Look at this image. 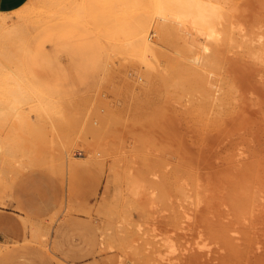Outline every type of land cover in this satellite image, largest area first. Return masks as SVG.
Returning <instances> with one entry per match:
<instances>
[{
    "label": "bare ground",
    "instance_id": "obj_1",
    "mask_svg": "<svg viewBox=\"0 0 264 264\" xmlns=\"http://www.w3.org/2000/svg\"><path fill=\"white\" fill-rule=\"evenodd\" d=\"M95 1L96 0H94V2ZM40 2L43 3L42 1ZM69 2L72 5L69 3L71 7L69 8V5L68 8L73 10L72 6L76 3H73L74 0H70ZM41 3L39 4L42 5ZM46 3L48 4L47 1ZM114 4L116 6L115 2ZM40 5L39 7H41ZM26 6L28 7V5ZM86 6L87 5H85V7ZM108 6L110 7V4ZM33 7H36L34 8V12H36L38 7L32 5V9ZM59 7L61 8L62 6ZM91 7H93V5ZM151 7L153 17L155 13L159 15L158 19L153 24L154 38L151 37V39L148 36V31L152 25V21H154L153 18H150L151 15L149 18H143L145 20V25L141 28L139 26L141 24H137L139 20L137 22L135 21L136 23L131 21L132 24L136 25H134L135 27L133 26L134 28L130 25L131 23H128L131 27L127 26V30L126 26H124V33L131 28L134 29V31L141 32L140 34L134 31L133 33L129 31L130 33L120 34L122 30L120 31L119 29L120 32H117L118 34H114V30L112 32L113 34H110L111 31L109 30L110 32L106 33L108 35L105 37L116 40V44L117 41L118 44L119 42L121 43L122 47L117 44L120 53L128 52L132 56L137 57L142 67L138 69V71H145L146 77H150L152 74L157 75L156 72H158L162 83L174 79V86L172 87H175V92L177 94L176 101L181 104V106L177 104L178 107H182L181 111H186L185 113H188V117L190 115L199 119L201 121L200 124L205 122V124L209 126L208 128L211 127V130L214 128L211 135L209 134V144L211 151L212 149L215 150L211 152V156L209 155V169L206 172L207 174H204V180L200 172L197 171L196 166L185 156V154H189L188 156L191 155L190 157H192L194 153H189L188 149L185 150L186 148L183 151L181 148H178L181 150H177L179 144L174 147L176 148L174 150H177L175 153V158L177 159L176 162H174V173H176L177 176L175 179H179V181L178 179L174 181L175 183L179 182L177 187L184 190L182 193L186 192L183 195L178 192V201H181V196H187V198L183 197V199L181 197L182 201L191 197V199L189 198L190 200H188L189 202L192 200V204L194 203V208L189 205L192 209L208 207L206 214L209 213V216L207 217L206 215L204 218L205 221L208 219L207 226L209 232L206 233L203 231L205 230L204 227L202 228L201 224L199 225L197 223L203 217L198 219V215L196 214L198 212L196 210L189 211L186 210V208H184L185 210L182 209V213H180L181 206H183V202H180L182 205L176 206L177 212L180 213V216L176 217L178 228L191 230L195 227L196 229L194 228V231L196 230V237L193 243L194 250L197 252H206L209 255L208 257L213 258L215 257L214 254L220 253L222 255V257L220 254L218 255L220 256V261L215 257L220 263L264 264V150L261 148L262 151L260 152V149H257L258 147L256 146L258 141L261 143V135L264 132L260 131V123L258 124V121L253 118L254 116H251L253 112H259L257 115H260V111L264 110V0H155L152 2ZM75 8H77V5ZM82 8H80V10L78 9L82 11L81 13H83V10H81ZM19 9H21V7H19ZM22 9L24 10L23 6ZM23 10L20 11L22 12ZM28 10L26 11L25 9L22 14L24 15L27 13L28 15L33 12L32 10ZM42 10L41 8V11L39 9L37 12L42 13ZM96 10L99 11V7H96ZM20 11H18V13ZM67 11L70 13L69 10ZM48 12L47 10V13ZM59 12H64L62 14L68 13L63 10ZM1 13L2 11L0 14ZM47 13L46 15L48 16L52 14L50 12V14ZM32 14L35 15L36 13ZM89 14L92 13L89 12ZM89 14L86 15L88 16ZM99 14L97 15L99 16ZM60 15L58 16L60 17ZM83 15L85 14L83 13ZM58 16L56 18H58ZM98 16H95L97 20ZM0 17H2V15H0ZM35 17L36 16H33L32 19ZM85 18L87 19L86 21H88L89 18L92 20L94 17L92 18V16L90 17L89 15V18ZM103 18L105 20V17ZM35 19L34 21L36 22L37 19ZM44 19L47 20V18ZM60 20L62 21V19ZM90 20L89 23L91 24ZM1 22L2 21H0V26H2ZM127 22H129V20ZM127 22L122 23H124L123 25H127ZM16 23L18 24L19 22L16 20ZM122 23L120 26L118 25L120 22H118L117 27L120 26V28H122ZM13 25L11 24L10 26L8 25L9 27L7 26L8 28H4L3 24V27L0 28V198L9 191L13 181L12 178L14 177L13 173H15L14 168H16V166L17 168L22 167L20 168L21 170L26 167L49 163L61 177L65 178V196L63 195V198L65 197V199H63L65 208L72 205L67 175L77 162V160H75L77 155L71 152L73 143L79 138V141L82 142H79L82 146L81 148L88 149L89 151L93 149V145L92 143H85L84 138H82L83 134L81 135L80 132L78 137L70 135L73 130L70 131L71 127L68 126L62 117L63 108H61L62 106L59 101L60 105L56 104V101L55 103H51L49 101L50 98L44 100L43 94L42 97L38 96L44 89L40 88L42 90L40 91L37 88L35 76L30 72V69L26 66L27 64H23L18 58L19 49H22L18 48V40L22 35L19 27H22V25L20 24L18 27H13ZM97 25H99V23ZM105 25L107 26L108 24L106 23ZM111 27L108 26V28L112 29ZM113 28L116 27L114 26ZM96 30L98 31V29ZM104 30L102 29L103 33L106 31ZM98 32H100V30ZM110 38L109 40H112ZM101 41L102 40H100V42ZM20 46H22V44ZM166 47L170 48L174 54L164 51L163 48ZM126 55L129 56L128 54ZM159 57H161L159 59L161 60L160 62H158ZM114 59L116 60L115 57ZM138 77H142L141 73H139ZM136 85L137 84L134 86ZM139 85H137V88L140 87ZM141 85L142 88L144 87L143 93L141 91L142 89L139 94L135 93L137 91H133V93H135L134 97L138 95L135 97L138 102L145 105L150 101L148 90L151 88L148 81L142 80ZM139 89L140 88L137 90L139 91ZM45 93L46 92H44V94ZM94 94L96 95V93ZM89 96L91 97V95ZM98 99L100 100V97ZM101 101L104 107H102V104L101 106L99 104L97 105H99L98 108L102 107L103 109L99 108L94 110V118L93 116L90 117L93 118L91 121L83 119L84 122L82 120L83 123L81 127L97 135L94 137L93 141L96 147L101 148L106 145L107 151L104 148H102V151L114 152L116 155V159L112 161L113 163L108 165L106 185L108 186L109 183L116 179L127 181L128 195L139 198L147 212H151L152 210L155 212L156 210L154 208L159 201L165 199L169 201L171 198L165 193V186L167 185V183L165 184L164 182L166 180L165 173H167L165 169L167 165L170 164L168 155L171 146L167 140L170 137V132H168L166 124L162 119L163 113L162 111H158L155 115L144 119L140 123L136 122L135 125L132 126L129 124L132 121L128 122L129 128L126 127V131L127 134L129 133L130 140L124 137L125 133L123 137L116 134L110 139L106 137L105 134L106 129L110 128L108 127L110 123L108 122L110 120H108L110 117L108 114H112L113 109L117 107L109 108L106 104L107 102H105L107 100ZM170 101L175 105L176 102ZM74 103L76 102L74 101ZM87 104L90 106L91 103ZM75 106L72 107L75 109ZM92 106L89 107V109L87 108L88 106L84 108L91 112ZM170 106L169 104V107ZM63 107H65V105ZM70 110H68L69 113ZM71 112L74 113V111ZM64 114L66 115V113ZM82 114L83 112H81V115ZM67 116H69V119L71 118L70 114ZM87 117L89 118V116ZM261 117L259 118L260 120ZM262 120L259 122H262ZM79 121L81 122V120ZM73 124L74 123H72V125ZM5 125H7L6 130L10 128L7 132L3 131ZM109 130L107 129V132ZM164 136L168 137L166 138ZM127 141L128 145L126 144ZM171 141H173V138ZM231 143L233 144L231 145L232 151L229 150V152L226 149L227 152H223L226 156L224 157L220 154L222 156L221 158H224L221 159L219 157V160H217V155H214V151L217 152V147L221 148L220 146H225V148H227ZM231 146L229 149H231ZM224 149L222 150L224 151ZM174 150L170 151L174 152ZM184 151L186 153H184ZM219 151L221 150L219 149ZM91 153L93 152L91 151ZM165 153H168V155H166V162L164 161L165 163H163L162 158L159 156L162 157ZM171 154L173 155L174 153L170 152V155ZM157 159L162 162H160L161 166H165L162 168L163 170L160 169ZM194 162L196 164L195 160ZM220 164H224L225 166L222 165L223 167H218ZM19 168L15 170H19ZM107 186L106 188H108ZM187 190H191V192ZM105 191H107V189ZM203 195H207L208 197H204ZM204 198H206V201ZM207 198H209V201ZM69 201L71 202L69 203ZM178 201L176 204L179 203ZM205 202L208 203H206L207 206H204ZM161 204H163V202ZM200 210L203 209H199V211ZM152 213L153 212H151V214ZM152 215L149 216L152 217ZM200 223L204 226L202 220ZM46 226L48 227V225ZM47 227L36 226L33 224V221L30 220L29 228L31 235L37 237L39 240H44V238H47L49 235L50 229ZM138 227L140 228L141 225L138 224ZM184 230L182 231L184 232ZM120 231L122 230H119V232ZM194 231L192 230V232ZM112 232V230L111 232L109 231V236H107L112 241H115L116 237L119 238L117 241L120 242V244L126 243L127 248H125L124 251L130 253L138 252V248L135 246L138 242L137 238H131L129 241L126 240V236L121 234L122 232ZM145 234H147V232H145ZM158 234V232L154 233V235ZM107 236L106 238L108 239ZM163 238L168 247L166 254L163 255L164 260H170L169 254L174 252L183 254L184 249H186L185 245L173 242L169 235H165ZM2 243L3 242L0 241V246ZM212 253H214L213 256H211ZM219 262H217V264Z\"/></svg>",
    "mask_w": 264,
    "mask_h": 264
},
{
    "label": "rangeland",
    "instance_id": "obj_2",
    "mask_svg": "<svg viewBox=\"0 0 264 264\" xmlns=\"http://www.w3.org/2000/svg\"><path fill=\"white\" fill-rule=\"evenodd\" d=\"M40 1H42L43 3H41ZM46 1L50 5H48ZM46 1L26 0L22 5L16 7L17 9L15 8L8 11H2V13L0 14L2 15V17H0L2 26H0V28L3 27V24L4 28H6L8 25H13L14 23L15 26L13 25V27H18V25L20 26V24L22 25V27H19L22 34L20 37L24 38H19V40H21L22 42L18 40V48H22L19 49L18 58L23 62V64H27L26 66L35 76L37 81V88L40 91H42L41 89H44V92H48L47 94H44V92L42 91L40 92V94H38V96L42 97L43 94L44 100L50 98L49 101L51 103H55V101L57 102L56 104L60 105L61 103V108H63L62 117L68 124V126L71 127L70 131H74H72L70 135L78 137V134L80 132L81 135L83 134L82 138H84V142L89 144L92 143L93 149L89 151L88 149L86 150L81 148L82 146L80 143L82 142L79 141V138H77L73 143L71 152L77 155V157H75V160H77V162L74 164L73 169L67 175V182L70 190V199L72 201V205L65 208L63 200L65 199V197L63 198L65 190V178L61 177L54 170L52 165H50L49 163H42L39 166L26 168L23 167L25 169L21 170L20 168L22 167H18L19 170H15L18 169L17 166L16 168H14V179L12 178L13 181L11 183L10 189L8 192H6V194H4L2 198H0V241L3 242L0 246V264H217V262L220 261V256H218L220 253L214 254V252L211 255L213 256L214 254L215 257L219 260L217 261L215 257H208L209 255L206 252H197L194 250L193 243L196 237V230L194 231L195 227L191 230L178 228L176 217H179L180 213H182V209L185 210L184 208H186V210L189 211L196 210L199 213L198 214L195 212L198 215V219L200 217H203L197 223L199 225L201 224L202 228L204 227L205 229L203 231L207 233L209 232L207 226L208 219L206 218V222L204 218L206 215L208 217L209 213L206 214L208 207L197 208L198 210L192 209L194 203L192 204V200L190 201L191 203L189 202L191 197H189L190 199L188 198L189 200L185 199V201H182L184 196H181V199L180 194L183 195L186 192L182 193V191L184 190H181L177 187V184L179 182L175 183L178 178L175 179L177 176L176 173H174V162H176L177 159L175 158V153L177 150L182 149L183 151L186 148L185 150L188 149L189 153H194L193 155L195 157L193 155L192 157H190L191 155L188 156V153V155L185 154V156L190 161H192V164L196 166L197 171L200 172V175L204 180V174H207L206 172L209 169V155L211 156V152L215 150L212 149L211 151L209 144L210 135L214 128L211 130V127L208 128L209 126H207L205 122H202V124H200L201 121L199 119L190 115L188 117V113H185L186 111H181L182 107H178V105L181 106V104L176 101L177 94L175 92V87H172L174 86V79H171L172 81L167 80L162 83L158 72H156L157 75L152 74L150 77H146L145 71H138V69H141L142 67L140 60L137 57L132 56L128 52L120 53L118 51V48L119 46L122 47L121 43L119 42L118 44L117 41V44L119 45L118 46L115 43L116 40H113L109 36L108 37L112 40L106 38V35H108L106 33H109L111 31L110 34H118L117 32L124 30V26H126V30L127 26L131 27L130 25H132V28H134L136 25L132 24L133 21V23H136L139 20L137 24L142 25H139L140 28L143 27L145 25V20L143 18H149L150 15V18H153L154 21H152V25L148 31V36L149 38H154L153 24L159 17V15L156 13L153 17V12L151 11L152 2H154L155 0H151V3L150 0H136L137 2L135 0H96L95 2L94 0H76L78 2L74 0L73 3L76 4L72 6L73 10L69 9L72 5L69 2L70 0H57L59 2H57L56 0H51L52 2L50 0ZM84 1H86L88 4ZM120 1L122 4L120 3ZM108 2H111L112 4H114L115 2L116 6L115 4L112 5ZM31 3L33 6H37L40 11L42 8V13L37 12L39 11L38 8L37 11L34 12V8L36 7H33L32 9ZM39 3H41L43 6ZM84 4L87 6L85 7ZM109 4L110 7L108 6ZM26 5H28L29 8ZM39 5L41 7H39ZM76 5L77 8H75ZM92 5L93 7H91ZM103 5L104 7L106 6L105 9H107L108 11L104 9ZM22 6L24 10L22 9ZM59 6L62 7L60 8ZM124 6L127 7L125 8ZM19 7H21V9H19ZM96 7H99V11L96 10ZM62 8H65L66 10ZM80 8H82L81 10H83V13L85 15L81 13L82 11H79ZM89 8H91L93 11ZM25 9L26 11L28 9V11L32 10L33 12H31L36 13L37 15H34L32 13L28 15L27 13H25L23 15L22 12H24ZM61 9L66 12H68L67 10H69L70 13L68 12L62 14L64 12H59L62 11ZM20 10L23 11L21 12ZM47 10L52 14H50L49 12L47 13ZM18 11L20 12L18 13ZM88 11L92 14H89ZM95 11H97L98 13ZM46 13L50 15L48 16L46 15ZM86 14H89L90 17L92 16V18L94 17V20H90L91 18H89V15L87 16ZM97 14H99L100 17ZM32 15L37 17H35L37 19L36 22L34 21L35 18L32 19ZM56 15H60V17L58 16V18H56ZM84 16L89 18L91 24L89 23V20L86 21L87 19ZM95 16H98V20L97 18H95ZM103 17H105V20L108 19L109 21L106 20V22ZM133 17L135 20L133 19ZM44 18H47V20ZM60 19H62V21ZM140 19L143 23L140 22ZM16 20L17 22H19L18 24L16 23ZM128 20L129 22H127ZM96 22H98L99 25H97L98 23ZM118 22H120V24H118L120 26L122 22H127V25H123L124 23H122L123 26L122 28H120V26L117 27ZM106 23L108 24L107 26L105 25ZM113 23L116 24L114 25ZM128 23L131 24L129 25ZM24 24L26 28L24 27ZM110 24L112 25V27ZM108 26L112 29L108 28ZM114 26L116 28H113ZM95 27L96 29H98V31L100 30V32H98ZM102 29L106 30H104L105 33H103ZM129 29L130 30L126 31L125 33V30L123 32L121 31L120 34H126L129 31H132L133 33L134 29ZM113 30L115 32H113ZM134 32L138 31L135 30ZM138 33L140 34L141 32ZM100 40L102 41L100 42ZM21 44L22 46H20ZM163 49L167 53L170 52L174 54L170 48L166 47ZM126 54H128L132 59ZM114 57L116 58V60L114 59ZM160 58L161 57H159L158 60ZM160 61L161 60H159L158 62ZM138 72L141 73L142 77L140 78L142 79L138 77ZM142 80L148 81L151 88L148 90V97L150 98V101L145 105L138 102V100L135 98L138 95L134 97L135 93L139 94L141 91L143 93L144 87L142 88L141 85ZM135 84L140 86L138 87L140 88L139 91L137 90V85L134 86ZM131 87L132 89H135L132 90ZM133 91L137 92L133 93ZM93 92L96 93V95ZM82 94L85 96H83ZM89 95H91V97ZM98 95L100 97V100L98 99ZM170 97L172 98L169 99ZM101 100H107L105 102H107L106 104L109 108L117 107L115 108L116 110L113 109L114 114H108L110 115V117L108 116V120L110 119L108 121L110 122L108 127L110 128L107 129L110 130L107 132L106 129L105 134L106 137H109L110 139L116 134L123 137V134L125 133L124 137L127 138V140H130L129 133L127 134L126 131V127L129 128L128 122L132 121L131 123H129L132 126L135 125L136 122L140 123L144 119L155 115V113H157L158 111H162L163 113L162 119L166 124L168 132H170V137L167 139L171 146L169 149V155L170 152L174 154H171L169 156L168 153H165L162 157H159L162 158L163 163L166 162V155H168L169 157L170 164L167 165V167L170 171L166 167L165 170L167 171V173H165L166 180L164 182L165 184L167 183V187L165 186V193H167L169 198L171 197V200L168 198L169 201L167 199L159 201L157 204L158 207L156 206L157 208H154L156 211H151L153 212V215L151 214V212H147L144 209V206L142 205L139 198H134L128 195L126 185L127 181L116 179L117 181L114 180L113 182L109 183L108 186L106 185V180L108 177L107 168L108 165L113 163L112 161L116 159V155L114 152H106V145L105 147L102 146L101 148L96 147L93 141L94 137H96L97 135L95 133L88 132L83 127H81V124L84 122L83 119L91 121L94 118V110L104 107ZM170 100L174 101V103L176 102L175 105H173V102L171 103ZM74 101L76 103H74ZM62 103L65 105V107H63L64 105ZM87 103H91L90 106ZM97 104H99L100 106L102 104V107L98 108L99 105ZM169 104L171 105L170 107ZM72 106H75V109ZM85 106H88V109L92 106L91 112L85 109ZM68 110H70V113ZM71 111H74L75 114ZM81 112H83L82 115ZM64 113H66V115ZM253 113L251 114V116H254L253 118L258 121V124L260 123V131L264 132V127H262L264 126V124H262L264 123V120H262L264 119L262 118L264 117V110L260 111V113L262 114L260 115L262 117L260 115H257L259 114V112L256 114ZM69 114L71 117L70 119L69 116H67ZM86 115L89 116V118L93 116V118L89 119ZM256 115L258 117H261L262 122H259L261 121L259 119L260 117L258 118ZM72 118L75 120H73ZM79 120H81V122ZM72 123L74 124L72 125ZM6 127L7 125H5L3 129V131L5 132L10 129L7 128L6 130ZM81 128L85 131H82ZM168 136L164 137L167 138ZM172 138L173 141H171ZM126 144L128 145V141L126 142ZM177 144H179V146L175 151L174 149L176 148L174 147H176ZM231 145L233 144L231 143L227 148H225V146H220L221 148L217 147V152L214 151L217 154L213 152L215 156L217 155L216 159L219 160V157H222L220 154L225 157L226 155H224V153H226L227 150L232 151ZM230 146L231 149H229ZM256 146L258 147H256L257 149H260V152L264 150V133H262L261 135V143H259L258 141L256 143ZM102 148H104L106 151H102ZM219 149L221 151H219ZM222 149H224V151ZM170 150H174V152ZM91 151L93 153H91ZM184 153L186 152L184 151ZM158 159L157 161H159ZM194 160L196 161V164ZM160 162L161 161L158 162V165L160 169H162L165 166H161ZM222 165L225 166L224 164H220L218 167ZM167 176L169 177L170 181ZM106 186L108 188H106ZM105 188L107 189V191H105ZM176 188L178 191L176 190ZM166 189L170 195L168 194ZM187 191L191 192V190ZM178 192L180 193L179 197L181 201H178ZM203 196L208 197L207 195ZM185 197L187 198V196ZM204 199L206 201V198ZM176 200L179 202L178 204H176ZM207 200L209 201V198H207ZM71 201H69V203ZM162 202L163 204H161ZM180 202H183V206H181L182 204H180ZM207 202H205L204 206H207ZM177 205L181 206L180 213L177 212ZM189 205L192 207H190ZM199 209L203 210L199 211ZM149 215H152V217H150ZM30 220L33 221V224H35L36 226L47 227L46 225H48L49 228H47L50 229V233L48 235L49 237L47 236V238H44V240H39L37 237L31 235L29 228ZM201 220L204 223V226L202 225V223H200ZM138 224L141 225L140 228L138 227ZM108 230L110 232L111 230L113 232H119V230H122L119 233L122 232L121 234L126 236V240L129 241L131 240V238H137L138 242L137 244H135V246L138 248V252L130 253L128 251H124V249L127 248V244H120V242L117 241L119 239L117 237L115 238V241L109 239ZM182 230H184V232ZM192 230L194 232H192ZM145 232H147V234H145ZM157 232L159 234L154 235V233ZM165 235H169L173 242H177L179 244L181 243L182 245L186 246L183 254L174 252L169 254L171 258L170 260L167 261L163 259V255L166 254V250L168 249L167 244L165 243L163 238V236ZM25 236L27 239L25 238ZM106 236L108 237V239L106 238ZM218 264L223 263L219 262Z\"/></svg>",
    "mask_w": 264,
    "mask_h": 264
},
{
    "label": "crops",
    "instance_id": "obj_3",
    "mask_svg": "<svg viewBox=\"0 0 264 264\" xmlns=\"http://www.w3.org/2000/svg\"><path fill=\"white\" fill-rule=\"evenodd\" d=\"M26 0H0V11H8L22 5ZM52 231V230H51Z\"/></svg>",
    "mask_w": 264,
    "mask_h": 264
}]
</instances>
